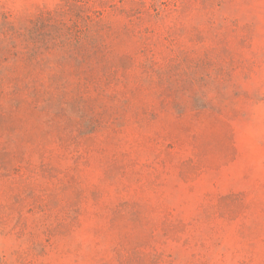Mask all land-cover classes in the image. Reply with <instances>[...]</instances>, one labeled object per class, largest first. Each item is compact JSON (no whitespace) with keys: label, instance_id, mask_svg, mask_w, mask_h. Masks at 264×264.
<instances>
[{"label":"rangeland","instance_id":"rangeland-1","mask_svg":"<svg viewBox=\"0 0 264 264\" xmlns=\"http://www.w3.org/2000/svg\"><path fill=\"white\" fill-rule=\"evenodd\" d=\"M8 1L24 17L42 0ZM236 5L225 13L253 23V48L243 54L261 67L247 66L224 82L199 81L196 92L188 80L177 89L169 84L180 106L150 121L136 123L130 115L131 103L154 102L152 94L136 92L120 112L117 131L80 141L83 155L73 172L74 163L53 152L50 164L62 172L54 178L0 174V258L8 264H118L121 246L139 250L144 258L137 264H145L157 246L171 252L175 264H188L192 253L210 264L241 258L264 264V0ZM156 134L165 140L154 158L147 141ZM33 138L48 150L53 146V135ZM73 179L79 195L66 183ZM70 205L81 214L71 234L60 222ZM168 209L185 230L150 238ZM41 232L54 244L44 257L33 246Z\"/></svg>","mask_w":264,"mask_h":264},{"label":"trees","instance_id":"trees-1","mask_svg":"<svg viewBox=\"0 0 264 264\" xmlns=\"http://www.w3.org/2000/svg\"><path fill=\"white\" fill-rule=\"evenodd\" d=\"M238 1L42 0L22 17L8 0H0V174L54 178L62 172L50 164L53 152L60 161L74 163L73 172L83 155L80 141L91 140L101 130L117 131L120 112L125 114L136 92L152 94L154 102L131 103L135 110L130 115L136 123L150 121L168 106H180L169 84L177 89L188 80L196 92L199 81L224 82L247 66L261 67L243 54L253 48V23L225 13ZM243 10L238 7L237 12ZM50 135L49 150L33 138ZM164 140L161 134L148 138L154 158ZM66 183H73L79 195L74 179ZM80 216L79 206L70 205L60 222L71 234ZM184 230L168 209L150 238ZM215 238L210 229L213 245ZM52 242L51 235L41 232L33 246L44 257ZM118 247V264L142 260L139 250ZM175 261L171 252L157 246H151L144 259L145 264ZM0 264L8 263L0 258ZM188 264L210 263L192 253ZM234 264L251 262L241 258Z\"/></svg>","mask_w":264,"mask_h":264}]
</instances>
